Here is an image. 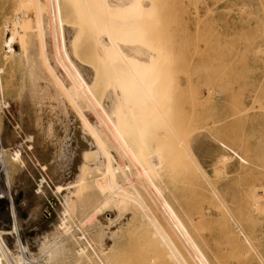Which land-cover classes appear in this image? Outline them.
<instances>
[{
  "label": "rangeland",
  "instance_id": "obj_1",
  "mask_svg": "<svg viewBox=\"0 0 264 264\" xmlns=\"http://www.w3.org/2000/svg\"><path fill=\"white\" fill-rule=\"evenodd\" d=\"M85 4L0 0V236L9 253L41 261L46 248L61 244L63 264H98L102 247L109 249L106 264H264V0H143L139 48L153 57L155 98L142 132L164 163L153 185L167 210L135 191L126 197L129 214L112 207L87 221L94 179L62 223L39 225L51 193L48 186V193L35 190L45 165L37 152L39 117H58L61 102L45 94L50 82L34 78L32 62L20 57L50 53L56 26L79 72L98 73L100 39L86 32ZM5 28L14 40H5ZM28 137L31 148L23 144ZM58 163H51L57 181L47 178L53 189L69 182ZM79 232L88 250L74 246Z\"/></svg>",
  "mask_w": 264,
  "mask_h": 264
},
{
  "label": "bare ground",
  "instance_id": "obj_2",
  "mask_svg": "<svg viewBox=\"0 0 264 264\" xmlns=\"http://www.w3.org/2000/svg\"><path fill=\"white\" fill-rule=\"evenodd\" d=\"M142 1L86 0L84 14L87 21H90L88 28H85L86 32L89 29L100 39L96 49V61L101 67L96 74L91 71L85 74L79 72L67 42L56 26H52L54 35L50 53H44V50L40 49L22 51L20 58L27 56V62L30 59L31 67L28 66L29 62L27 66L34 72V78L36 75L37 80L50 82L51 86L44 91L47 92L45 94L54 96L57 103L58 99L61 102L60 109L57 105V111L60 113L58 117H53V112H49L51 116L45 112L47 115L43 113L39 117L40 126L37 132L42 135L40 142L44 146H37V152L45 161V165L38 172L41 176L38 183L42 186L36 184L35 190L46 189L47 186L51 190L45 203L47 210L42 213L43 219L38 220L39 225L49 223L47 225L53 226L55 223H62L70 208L81 203L84 191L94 179L98 181V185L89 201L91 206L85 219L87 221L92 217L95 219L103 210L112 207H115L120 215L129 214L126 197L135 191L152 194L160 211L167 210L161 200L160 188L153 185L154 179L162 174L164 163L162 164L158 156L156 158L152 155L148 137L142 132L150 123L155 98L151 88L154 74L153 57L139 48L142 45L143 31L139 23L145 20L142 19ZM55 14L53 7L51 17H55ZM4 35L5 40H8L7 37L14 40L7 29ZM75 43L72 42V46ZM9 50L8 56L11 57L10 54L15 51L12 48ZM74 104L77 112L72 108ZM86 105L93 108L91 114L82 113ZM25 140L29 143L23 144L31 148V137ZM2 157L4 158V152L0 158ZM56 160L61 164L60 171H64L65 182H69L66 185L58 182L53 189L47 180L51 183L57 181L51 164ZM48 168L50 172L45 170ZM50 190H47V193ZM68 194H71L69 199L66 198ZM79 233L78 238L74 240V246L78 244L83 250H88L90 242L84 234ZM18 244L21 250H27L21 242ZM60 246L48 250L46 248L44 253L41 252L45 260L33 261L30 258L25 261L23 253L12 256L0 236V264L3 260L7 264H63L61 257L64 258L66 251L64 250L65 254L62 255L64 251ZM107 250L99 248V254L96 255L98 264H106L103 257L107 256ZM77 252L84 251L79 249Z\"/></svg>",
  "mask_w": 264,
  "mask_h": 264
},
{
  "label": "crops",
  "instance_id": "obj_3",
  "mask_svg": "<svg viewBox=\"0 0 264 264\" xmlns=\"http://www.w3.org/2000/svg\"><path fill=\"white\" fill-rule=\"evenodd\" d=\"M0 145H1V139H0ZM20 153L21 152L18 151V149L14 150L13 153L11 154V159L12 160L19 159Z\"/></svg>",
  "mask_w": 264,
  "mask_h": 264
},
{
  "label": "built area",
  "instance_id": "obj_4",
  "mask_svg": "<svg viewBox=\"0 0 264 264\" xmlns=\"http://www.w3.org/2000/svg\"><path fill=\"white\" fill-rule=\"evenodd\" d=\"M3 188L0 185V199H2L4 197V192L2 190Z\"/></svg>",
  "mask_w": 264,
  "mask_h": 264
}]
</instances>
